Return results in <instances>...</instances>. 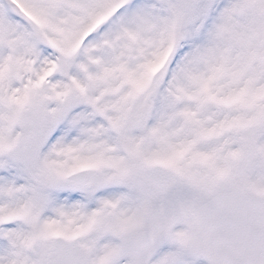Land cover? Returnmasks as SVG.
Masks as SVG:
<instances>
[{
	"label": "snow or ice",
	"instance_id": "snow-or-ice-1",
	"mask_svg": "<svg viewBox=\"0 0 264 264\" xmlns=\"http://www.w3.org/2000/svg\"><path fill=\"white\" fill-rule=\"evenodd\" d=\"M0 264H264V0H0Z\"/></svg>",
	"mask_w": 264,
	"mask_h": 264
}]
</instances>
